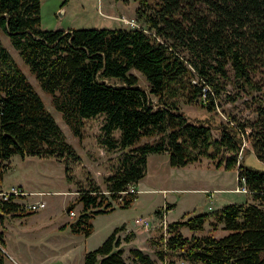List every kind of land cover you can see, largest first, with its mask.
Wrapping results in <instances>:
<instances>
[{"label":"trees","instance_id":"trees-1","mask_svg":"<svg viewBox=\"0 0 264 264\" xmlns=\"http://www.w3.org/2000/svg\"><path fill=\"white\" fill-rule=\"evenodd\" d=\"M137 1L141 28L41 29L40 0H0V30L72 134L80 138L84 120L103 115L106 142L123 151L117 171L105 179L107 193L94 184L67 207L69 212L81 204L70 229L87 235L95 215L130 206L137 192L129 187L144 176L148 153L166 152L175 167L207 158L216 167L236 169L250 201L169 222V235L161 236L156 255L164 259L168 250H176L190 263L264 264V169L244 161V154L252 152L264 162V95L253 120L229 113L226 121L218 120L217 137L209 117L192 119L180 108L184 102L214 112L225 80L240 90H261L253 74L264 66V0ZM131 70L144 76L148 91ZM12 155L77 157L33 84L0 45V188ZM0 212L23 213L18 204L1 199ZM206 221L228 233L187 237L180 232L182 227L202 230ZM119 230L88 251L83 264H127ZM2 243L0 233V264ZM130 253L141 264L152 263L138 248Z\"/></svg>","mask_w":264,"mask_h":264},{"label":"rangeland","instance_id":"rangeland-1","mask_svg":"<svg viewBox=\"0 0 264 264\" xmlns=\"http://www.w3.org/2000/svg\"><path fill=\"white\" fill-rule=\"evenodd\" d=\"M153 2L154 0H148V3ZM138 6L137 0H40V28H141L144 24L136 17ZM0 45L7 49L33 84L77 155L76 158L60 160L38 156H11L8 161L10 167L4 174L2 187L8 189L12 185L21 184L25 189L31 190L28 191L29 196L25 197L27 201L42 199L45 207L36 212L17 215L0 212V216L3 215L2 221L0 220V233L3 239L2 250L5 253L4 264H83L84 255L97 248L116 228H120L117 235L121 239L120 247L127 264H141L131 255V248H138L147 254L152 259L151 264H201L184 260L176 250H168L166 257L159 259L155 250L161 247L162 229L157 226L159 214L155 210L167 206L166 202L171 203L174 209L168 210L166 218L173 222L207 212L209 205L217 209L223 202L220 199L222 195L216 194L217 199L211 203L207 201V194L200 189H212L216 186L235 187V171L216 167L207 158L175 167L169 164L166 152L148 153L144 176L129 187L137 192L132 204L126 208L117 207L113 211L95 215L90 220L91 231L87 235L72 232L70 223L77 220L81 204L72 208L75 216L68 214L67 207L75 200L80 190L94 184L107 193L105 179L117 171L123 151L111 148L106 142L108 138L101 129L103 115L85 119L81 137H75L61 113L54 108L51 96L40 88L9 36L1 30ZM131 73L137 76L141 88L148 91L149 84L144 76L136 70H131ZM230 75L232 77L231 73ZM253 79L261 90L256 89L252 93L237 88L232 83L233 80H225L222 83L224 88L217 97V107L214 112H210L215 115L195 104L181 102L180 108L192 119L209 117L212 136L217 137L218 120L226 121L228 113L240 121H251L256 117L257 101L264 95V66L259 67L258 72L253 74ZM152 99L156 102V98ZM111 136L115 139L118 133L114 131ZM243 145L248 146L246 141ZM247 156L248 154H244V157ZM251 156L256 159L253 154ZM255 161L260 165V168H255L264 169L262 162ZM229 195L231 200H234L232 202H242L249 196L235 192ZM253 203L259 205L257 201ZM260 206L264 210V204ZM137 217L148 218L150 229L136 226L134 220ZM180 232L187 237L192 234L222 237L228 233L222 229L221 224L213 229L208 221L202 230L193 232L182 227ZM126 235H129L128 240H125Z\"/></svg>","mask_w":264,"mask_h":264},{"label":"built area","instance_id":"built-area-1","mask_svg":"<svg viewBox=\"0 0 264 264\" xmlns=\"http://www.w3.org/2000/svg\"><path fill=\"white\" fill-rule=\"evenodd\" d=\"M132 21V20H131ZM135 23V21H132ZM131 28H139V27H131ZM207 88H205V91ZM129 191L134 192L133 189L129 188ZM235 193H244L249 194V188L245 185V180L242 177L240 179V183L237 182V185L232 189ZM29 196V192L24 190L21 187L18 186H11L8 189H1L0 190V199L5 200L8 202H14L18 204V209L22 210L23 212H36L39 209H42L45 207V202L42 199H38L36 201H27L25 197ZM159 214V222L157 224L158 227L162 229V237L166 240L168 237V231H167V225L168 222L166 220V214L168 213V207L165 206L158 210ZM68 214L70 216H75V213L73 210L69 211ZM135 225L142 229H147L150 227V220L146 217H137L134 220Z\"/></svg>","mask_w":264,"mask_h":264},{"label":"crops","instance_id":"crops-1","mask_svg":"<svg viewBox=\"0 0 264 264\" xmlns=\"http://www.w3.org/2000/svg\"><path fill=\"white\" fill-rule=\"evenodd\" d=\"M251 154H253L254 156H255V154L254 153H249L248 154V156L247 157H245V159H244V161H245V163L246 164H248V165H252V166H254V167H259L260 165L257 163V161H255V160H258V161H260L256 156H255V160L253 159V157L251 156ZM260 162H262V161H260ZM262 164H264V162H262ZM264 166V165H263ZM260 168V167H259ZM262 169V168H261ZM235 171V174H236V176H237V171H236V169L234 170ZM12 186H14V185H12ZM18 187H21V188H23L24 190H26V191H31V190H28V189H25L24 188V186L23 185H21V184H18L17 185ZM2 187V186H1ZM234 188V187H233ZM233 188H228V187H222V186H216V187H214V188H212V189H210V188H203V189H200V190H202V191H204L206 194H207V198H208V202L210 201L211 203L213 202V201H215L217 198H216V194H220V195H222L221 197H220V199L223 201L222 202V204L221 205H219V207H221L222 205H224V204H226V203H230V202H232V201H234V200H231L232 198L230 197V195H229V193H232L233 191H232V189ZM2 189H4L3 187H2ZM234 193V192H233ZM248 198L247 199H245L244 201H250V198H249V196H247ZM237 202V201H236ZM243 202V201H242ZM166 204H167V207H168V210L169 211H172V209H174V207H173V205L171 204V203H169V202H166ZM212 210H215V208H213L211 205H209L208 206V211L207 212H210V211H212ZM155 212H156V210H155ZM167 215V214H166ZM166 220H167V222L169 223L170 221H168V219L166 218ZM135 224V223H134ZM137 226V225H136ZM142 229V228H141ZM148 229H150V227H148L147 229H145V230H148ZM17 264H19V263H17Z\"/></svg>","mask_w":264,"mask_h":264},{"label":"water","instance_id":"water-1","mask_svg":"<svg viewBox=\"0 0 264 264\" xmlns=\"http://www.w3.org/2000/svg\"><path fill=\"white\" fill-rule=\"evenodd\" d=\"M68 211V210H67Z\"/></svg>","mask_w":264,"mask_h":264}]
</instances>
